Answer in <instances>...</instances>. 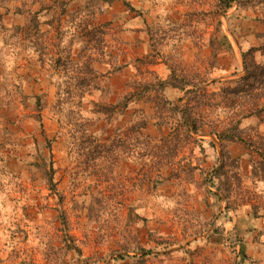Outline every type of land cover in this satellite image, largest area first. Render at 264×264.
<instances>
[{
    "label": "rangeland",
    "instance_id": "obj_1",
    "mask_svg": "<svg viewBox=\"0 0 264 264\" xmlns=\"http://www.w3.org/2000/svg\"><path fill=\"white\" fill-rule=\"evenodd\" d=\"M125 2L92 48L88 0L52 20L50 0H0V264H264V172L204 133L264 135V84H235L243 53L264 63V0Z\"/></svg>",
    "mask_w": 264,
    "mask_h": 264
},
{
    "label": "trees",
    "instance_id": "obj_2",
    "mask_svg": "<svg viewBox=\"0 0 264 264\" xmlns=\"http://www.w3.org/2000/svg\"><path fill=\"white\" fill-rule=\"evenodd\" d=\"M52 3V6L47 5L46 10L51 11L53 13L52 19H54V15L57 14V7L61 10V13L58 14V17L61 16H68L69 14L65 11V7L68 5V3L71 0H50ZM115 0H88L89 5L83 6V9H79L78 14H72L74 15V19L77 23L78 28L81 32H83V35L85 36V39L81 40L84 43L90 47V42H93L94 44L96 43H101L103 41V31L99 30V26H94L95 24L93 23L94 16L97 12L100 11L102 8V5H110L114 2ZM122 1L123 4L126 7H129V4L125 2V0H119ZM234 0H219L221 5L224 8H229L231 3ZM88 4V3H87ZM132 9V8H130ZM38 12H35V14L30 18V24L33 25V23L37 22L38 18ZM76 13V12H75ZM51 23V21H50ZM100 35V38L97 37ZM92 47V46H91ZM93 48V47H92ZM90 49V48H89ZM253 51H255V48H250L247 52L242 54V59H243V68L245 71V75L241 78H239L238 81H235L236 85H249L248 83L251 82V84L255 83L259 87L264 84V63L259 64L255 62L252 58L248 57ZM86 72L84 75V78L88 79V81L93 80V70H91L90 66L85 67ZM169 81L172 80V76L168 78ZM90 85H82L80 90V94H83L87 91H90L91 88L89 87ZM156 86L158 87V92L161 91L163 92L166 86H171L173 88H177L180 92H183L184 96H194V97H199L201 94L194 85H192L191 88H186V84H172L168 83L166 81H161L158 80L156 81ZM135 95H139L141 93V90L135 89ZM140 91V92H139ZM238 91H234L236 94ZM180 101L183 100V98H179ZM257 105V104H256ZM257 108H254L252 111L249 112V114H252L254 112H257L258 106H255ZM260 108H264V104L259 106ZM104 110H107L106 108H103ZM258 110V112H260ZM182 116L186 118L187 120L191 119V115L188 109H185L181 112ZM238 125L239 121L234 122V125L231 123L229 124H222V123H216L212 126V128L209 130V132H204L207 133L208 135L212 136L216 140H218V144L222 147L224 142H238L240 144H243L246 149L249 148L250 151L248 154H255L257 158H260V160H257L256 158H252L251 155V162L255 166V169L260 170L261 172H264V135H261L259 133L254 134L253 136L247 137V136H241V131L238 130ZM194 126V124H193ZM196 129V127H195ZM226 197V196H225Z\"/></svg>",
    "mask_w": 264,
    "mask_h": 264
}]
</instances>
